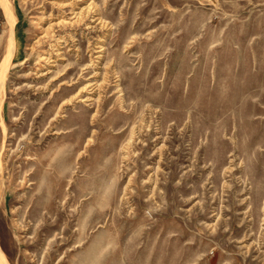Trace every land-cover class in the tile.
<instances>
[{"label": "rangeland", "instance_id": "1", "mask_svg": "<svg viewBox=\"0 0 264 264\" xmlns=\"http://www.w3.org/2000/svg\"><path fill=\"white\" fill-rule=\"evenodd\" d=\"M0 70L9 263L264 264V0H0Z\"/></svg>", "mask_w": 264, "mask_h": 264}, {"label": "bare ground", "instance_id": "2", "mask_svg": "<svg viewBox=\"0 0 264 264\" xmlns=\"http://www.w3.org/2000/svg\"><path fill=\"white\" fill-rule=\"evenodd\" d=\"M6 1H4V3H5ZM6 4V3H5ZM4 5V4H3ZM7 6V5H6ZM10 6V5H9ZM10 12H11V10H10ZM11 18V17H10ZM13 19V18H12ZM13 23V22H12ZM15 23V22H14ZM13 33V32H12ZM14 34V33H13ZM12 35V34H11ZM12 39H10V41H11ZM9 44V43H8ZM12 45H14V43L12 44ZM13 47H15V46H13ZM9 49V48H8ZM13 49V48H12ZM11 50V49H10ZM6 51V50H5ZM7 52H8V50H7ZM11 52V51H10ZM13 52V51H12ZM14 53H12L11 55H13ZM5 58V57H4ZM7 58H8V53H7V56H6V60H7ZM10 59V58H9ZM9 59H8V61H9ZM4 65V64H3ZM6 67H8L7 65H6ZM4 68V67H3ZM1 71V70H0ZM7 71V70H6ZM3 73V72H2ZM1 74V73H0ZM2 77H3V75L1 76L0 75V78L2 79ZM0 264H11V263H9L8 261H7V259H6V256H5V253H4V251L2 250V248L0 247Z\"/></svg>", "mask_w": 264, "mask_h": 264}]
</instances>
